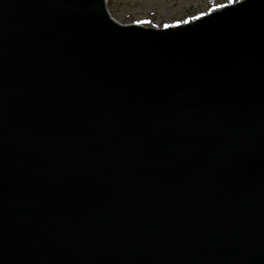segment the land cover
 <instances>
[{"label": "water", "instance_id": "obj_1", "mask_svg": "<svg viewBox=\"0 0 264 264\" xmlns=\"http://www.w3.org/2000/svg\"><path fill=\"white\" fill-rule=\"evenodd\" d=\"M0 264H264V0H0Z\"/></svg>", "mask_w": 264, "mask_h": 264}, {"label": "rangeland", "instance_id": "obj_2", "mask_svg": "<svg viewBox=\"0 0 264 264\" xmlns=\"http://www.w3.org/2000/svg\"><path fill=\"white\" fill-rule=\"evenodd\" d=\"M236 0H107L112 16L123 24L169 26L183 23Z\"/></svg>", "mask_w": 264, "mask_h": 264}]
</instances>
